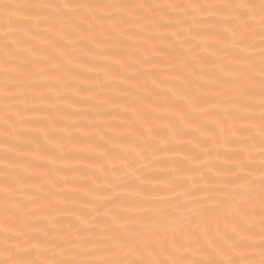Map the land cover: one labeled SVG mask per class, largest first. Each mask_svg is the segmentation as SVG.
Instances as JSON below:
<instances>
[{"label":"bare ground","instance_id":"bare-ground-1","mask_svg":"<svg viewBox=\"0 0 264 264\" xmlns=\"http://www.w3.org/2000/svg\"><path fill=\"white\" fill-rule=\"evenodd\" d=\"M12 2L61 5L195 4L224 3L226 0ZM50 11L55 12L54 9ZM171 14L179 15L181 20L185 19L183 9L173 10ZM154 15L159 20L160 14ZM187 22L191 25V17L187 18ZM116 23L118 24V19ZM140 23L145 24V30L141 31L134 23L119 24L118 27L106 23L105 30L111 35L105 37L97 32L95 39L101 43L92 48L91 53L82 50L86 42H81L77 37L78 47L68 48L73 63L66 65L67 71L57 76L34 75L27 67H16L20 64V53L15 58L6 56L3 48L4 29L0 26V234L5 219L3 188L6 173L10 182L15 180L13 174L26 179L25 183H15V198L25 206L23 223L20 225L23 230L29 235L42 229L55 234L63 231L69 224H75L77 212L89 210L81 207V201L87 200L89 193L106 191L103 187L104 178L105 175L111 178V169L102 173L100 168L107 166L113 158L119 165L117 154H124L120 147L109 143V140L120 146L136 143L141 145L138 150L144 151L142 146L145 140L151 144L167 138L175 148V151H159L156 155H152L151 150L144 151V156L135 165L141 174L148 177L144 185L146 196L142 199L148 205L164 204L168 200L179 202L184 195L192 199L207 195L213 189L222 191L219 184L229 178V170L240 162L232 154L241 153L246 161V146L253 154H258L262 41L259 18L253 21L254 28L243 51L244 56L251 57L249 64L254 66V86L251 81L220 86L214 79L219 76L220 63L227 65L232 54L239 50L229 48L225 52L222 50L223 46H216L210 36L188 40L184 48L177 42L176 51L162 48L158 38H155L154 44L145 39L152 35L148 30L150 25L144 21ZM173 27L181 30L175 23ZM120 30L130 33V37L121 36ZM193 31L206 33L208 29L204 25H196ZM48 35L47 32L44 33L45 37ZM184 39L187 40V36ZM42 43V38L34 40L37 46ZM153 47L158 51H153ZM189 48L193 55L206 58V62L195 67L198 75H187L186 81H181L176 78V74L180 72L177 57ZM213 48L216 49L215 53ZM180 58L185 59L183 56ZM222 78L226 81L233 80L232 76ZM156 81L159 84L154 86ZM248 87L253 88L254 94L242 96L241 91ZM205 91L207 97L198 100L199 107L190 108L188 98L202 96ZM233 101L251 103L255 108L254 113H246L256 117L255 126L250 131L247 130L248 121L239 119L234 124L236 131H232L233 121L227 113L235 111L236 104ZM181 109L188 117L186 122L179 119ZM206 112L210 115H204ZM221 124L227 130L226 136L221 135ZM149 126L158 134L151 140L146 135L141 136ZM198 126H202L203 130L197 132ZM173 128L180 131L179 138H173ZM241 132L244 134L241 135ZM251 136L256 137L255 148H252ZM5 154L8 157L7 168ZM196 156L199 158L192 159ZM172 179L177 184L175 191L166 185V181ZM119 193L124 200L141 199L129 191L128 185L121 186ZM151 197L157 199L152 201ZM103 200L101 197L97 203H102ZM37 207H42L46 215H27L29 209ZM12 211L16 212L17 209L12 208ZM257 222L258 218L253 221ZM25 224L33 227L29 229ZM40 251L41 255L36 256L34 253L31 258H68L60 248Z\"/></svg>","mask_w":264,"mask_h":264},{"label":"snow or ice","instance_id":"snow-or-ice-1","mask_svg":"<svg viewBox=\"0 0 264 264\" xmlns=\"http://www.w3.org/2000/svg\"><path fill=\"white\" fill-rule=\"evenodd\" d=\"M53 9L54 13L50 11ZM179 9L184 10V20L179 15L171 14L173 10ZM155 13L160 14L159 20L155 18ZM188 17H191V25L187 22ZM256 18H259V34L262 37L259 152L253 154L246 146V161L241 153L232 154L240 162L229 170V178L219 184L222 191L213 189L207 195L192 199L184 195L179 202L168 200L164 204H145L142 199L146 196L144 185L148 177L141 174L136 163L144 156V151L151 150L152 155H156L159 151H175V148L167 138L151 144L145 140L142 146L144 151H139L141 145L136 143L120 146L109 140V143L120 147L124 154H117L119 165L113 158L107 166L100 168L102 173L111 169V178L107 175L104 178L103 187L106 191L89 193V198L81 201V207L89 210L77 212L76 223L69 224L63 231L53 234L42 229L29 235L20 226L25 206L15 198V183H25L26 179L13 174L15 180L10 182L6 173L0 264H264V0H226L224 3L195 4L62 5L0 0V26L4 29L3 48L6 56L15 58L19 52L20 64L16 67H27L34 75L40 76H57L67 71L66 65L73 63L68 48L78 47L77 37L81 42H86L82 50L91 53L92 48L101 43L95 39L97 32L105 37L111 35L105 30L106 23L113 27L134 23L143 31L145 24L140 21H144L150 25L148 30L152 33L145 39L154 44L155 38H158L162 48L176 51L177 42L184 48L188 40L210 36L216 46H223L222 50L225 52L229 48L239 50L232 54L227 65L220 63L219 76L214 79L220 86L241 81H251L254 86V66L249 64L251 57L244 56L243 51L247 47V39ZM174 23L181 30H175ZM196 25H204L208 31L195 32L193 27ZM45 32L49 34L47 37L44 36ZM119 34L124 38L131 35L123 30ZM185 36L187 40L184 39ZM37 38L43 39L40 46L34 44ZM153 51L158 49L153 47ZM215 52L216 49L213 48V53ZM181 56L185 59H181ZM205 62L206 58L193 55L189 48L177 57L180 72L176 74V78L186 81L187 75H198L195 67L202 66ZM227 76H232L233 80L226 81L222 78ZM158 84L159 81H156L154 86ZM240 94L251 96L254 94L253 88L248 87ZM206 97V91L202 96L189 97V107L198 108V100ZM233 102L236 104L235 111L227 113L233 121L232 131H236L234 124L238 119L248 121L247 130L250 131L255 126L256 117L246 113H254L255 108L251 103ZM204 115L210 113L206 112ZM179 119L181 122L188 119L182 109L179 110ZM220 127L221 135L226 136L224 125L221 124ZM202 130V126L196 128L197 132ZM172 132L174 139L179 138L180 131L173 128ZM145 135L151 140L158 134L149 126L146 133H141V136ZM250 139L253 141L252 148L257 147L256 137L251 136ZM198 158L196 156L192 159ZM4 160L7 168V154ZM123 185H128L129 191L141 199H122L119 189ZM166 185L173 191L177 188L175 179L166 181ZM101 197L104 198L103 202L97 203ZM156 199L151 197L152 201ZM12 208L17 211L13 212ZM27 215L43 216L46 213L42 207H37L29 209ZM257 218L258 222L253 223ZM24 226L29 229L33 227L26 224ZM52 248H60L68 258H31L34 253L36 256L41 255V249L49 251Z\"/></svg>","mask_w":264,"mask_h":264}]
</instances>
